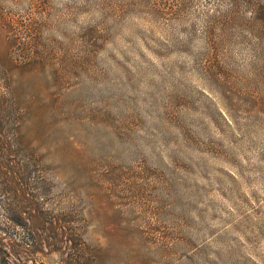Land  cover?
I'll list each match as a JSON object with an SVG mask.
<instances>
[{
  "label": "rangeland",
  "instance_id": "obj_1",
  "mask_svg": "<svg viewBox=\"0 0 264 264\" xmlns=\"http://www.w3.org/2000/svg\"><path fill=\"white\" fill-rule=\"evenodd\" d=\"M0 264H264V0H0Z\"/></svg>",
  "mask_w": 264,
  "mask_h": 264
}]
</instances>
